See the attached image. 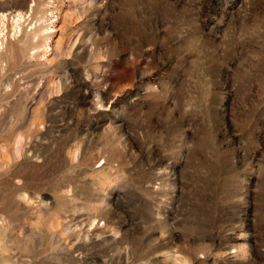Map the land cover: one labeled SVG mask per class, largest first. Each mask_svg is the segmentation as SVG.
I'll return each instance as SVG.
<instances>
[{"label":"rangeland","instance_id":"obj_1","mask_svg":"<svg viewBox=\"0 0 264 264\" xmlns=\"http://www.w3.org/2000/svg\"><path fill=\"white\" fill-rule=\"evenodd\" d=\"M0 264H264V0H0Z\"/></svg>","mask_w":264,"mask_h":264}]
</instances>
